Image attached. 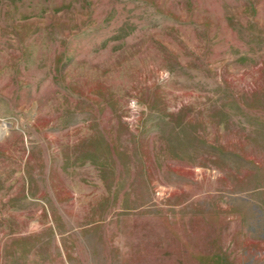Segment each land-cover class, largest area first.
I'll return each instance as SVG.
<instances>
[{"label": "rangeland", "instance_id": "374dc122", "mask_svg": "<svg viewBox=\"0 0 264 264\" xmlns=\"http://www.w3.org/2000/svg\"><path fill=\"white\" fill-rule=\"evenodd\" d=\"M0 264H264V0H0Z\"/></svg>", "mask_w": 264, "mask_h": 264}]
</instances>
